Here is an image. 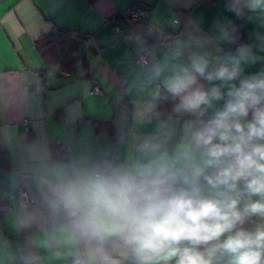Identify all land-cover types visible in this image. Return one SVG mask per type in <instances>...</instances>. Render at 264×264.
<instances>
[{"label": "clouds", "instance_id": "obj_1", "mask_svg": "<svg viewBox=\"0 0 264 264\" xmlns=\"http://www.w3.org/2000/svg\"><path fill=\"white\" fill-rule=\"evenodd\" d=\"M225 9L256 25L248 41L227 17L174 20L112 139L24 145L37 248L64 264H264V0ZM36 259L0 239V264Z\"/></svg>", "mask_w": 264, "mask_h": 264}, {"label": "crops", "instance_id": "obj_2", "mask_svg": "<svg viewBox=\"0 0 264 264\" xmlns=\"http://www.w3.org/2000/svg\"><path fill=\"white\" fill-rule=\"evenodd\" d=\"M134 1L0 0V239L30 244L36 264L64 261L36 247L42 225L21 223L36 203L23 168L24 145L39 138L63 155L87 135L98 143L112 139L135 95L138 58L174 32V20H180L175 32L193 20L209 32L215 20L227 17L239 26L243 41L256 28L226 11L227 0H143L152 6L147 16L124 22ZM117 18L123 23L117 22L121 30L115 33ZM96 124L109 125L111 135L95 133ZM20 189L32 195L30 207L17 197ZM4 201L11 204L7 215L1 212Z\"/></svg>", "mask_w": 264, "mask_h": 264}, {"label": "built area", "instance_id": "obj_3", "mask_svg": "<svg viewBox=\"0 0 264 264\" xmlns=\"http://www.w3.org/2000/svg\"><path fill=\"white\" fill-rule=\"evenodd\" d=\"M152 6L150 3L143 0H135L132 5H130L124 13V22H137L145 18L148 12L151 10ZM114 31L115 33L120 32L121 27L117 24V19H114ZM129 45L133 44L132 37L127 38ZM146 58L145 55L138 58V63L141 64ZM92 92L98 94L100 89L98 86H94ZM1 190V188H0ZM17 197L27 206L30 207L33 203L32 195L26 189H20L17 193ZM11 210V204L8 201H4L1 204V212L3 215H7Z\"/></svg>", "mask_w": 264, "mask_h": 264}, {"label": "trees", "instance_id": "obj_4", "mask_svg": "<svg viewBox=\"0 0 264 264\" xmlns=\"http://www.w3.org/2000/svg\"><path fill=\"white\" fill-rule=\"evenodd\" d=\"M117 22H118V24L120 22L123 23V21L121 19H119V18H117ZM94 130H95V133H100V132L106 131V132H109V134L111 135V132H110L111 129H110L109 125L96 124L95 127H94ZM55 148H57V147H52L53 151H54ZM61 152L64 153L65 149H63Z\"/></svg>", "mask_w": 264, "mask_h": 264}]
</instances>
